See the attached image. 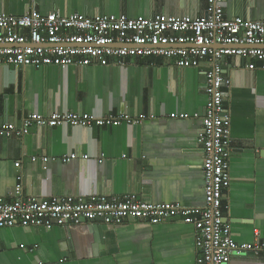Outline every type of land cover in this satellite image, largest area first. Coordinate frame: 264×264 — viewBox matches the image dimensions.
Listing matches in <instances>:
<instances>
[{
  "label": "crops",
  "instance_id": "1",
  "mask_svg": "<svg viewBox=\"0 0 264 264\" xmlns=\"http://www.w3.org/2000/svg\"><path fill=\"white\" fill-rule=\"evenodd\" d=\"M206 6L207 0H0V10L15 16L33 9L90 17L197 16ZM224 12L263 19L264 0H225ZM225 74L232 80L225 90L232 142L224 218L237 242L251 244L264 241V69H248L228 56ZM206 104L202 70L178 67L163 56L107 66L0 65V124L21 125L30 112L144 116L106 126L33 124L23 137L0 135V196L13 199L21 174L24 194L44 199L135 193L155 204L203 206L198 136ZM72 154L77 157L63 160ZM196 257L195 226L176 217L0 227V264H196ZM230 264H264V258L233 254Z\"/></svg>",
  "mask_w": 264,
  "mask_h": 264
},
{
  "label": "built area",
  "instance_id": "2",
  "mask_svg": "<svg viewBox=\"0 0 264 264\" xmlns=\"http://www.w3.org/2000/svg\"><path fill=\"white\" fill-rule=\"evenodd\" d=\"M224 1L207 0L205 13L197 16L160 13L136 18L126 14L90 17L79 12L41 14L36 9L15 16L0 10V65L107 66L163 56L178 67L200 68L205 75L207 95L198 136L204 152L205 205L155 204L142 201L135 193L110 199L73 195L44 199L24 194L20 174L13 199L0 196V227L49 228L95 219H103L106 224H120L127 219L159 223L167 217H176L195 226L196 264H230L233 254L246 252L264 258V241L237 242L224 218L232 142L231 116L225 107V90L232 80L225 74L224 58L235 56L248 69H264V18H229L224 12ZM176 115L189 116L173 114ZM142 119L144 116L132 119L75 111L48 115L30 112L21 125L1 123L0 135L23 137L33 124L91 127L121 124L124 120L137 123ZM75 157L72 154L63 160ZM42 159L48 161V157ZM16 165L21 164L16 162Z\"/></svg>",
  "mask_w": 264,
  "mask_h": 264
},
{
  "label": "water",
  "instance_id": "3",
  "mask_svg": "<svg viewBox=\"0 0 264 264\" xmlns=\"http://www.w3.org/2000/svg\"><path fill=\"white\" fill-rule=\"evenodd\" d=\"M93 222H104V221H103V219H95Z\"/></svg>",
  "mask_w": 264,
  "mask_h": 264
}]
</instances>
